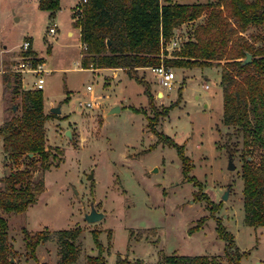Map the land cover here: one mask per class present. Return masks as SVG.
<instances>
[{"label": "rangeland", "instance_id": "rangeland-1", "mask_svg": "<svg viewBox=\"0 0 264 264\" xmlns=\"http://www.w3.org/2000/svg\"><path fill=\"white\" fill-rule=\"evenodd\" d=\"M78 2L59 0V9L50 16L37 0H0V124L13 106L17 112L21 109L19 95L12 92V85L6 87L3 75L11 73L24 39L32 40L36 56L45 63L44 111L60 107L45 122L46 144L56 158L42 170L39 157H34L32 181L42 179L44 190L23 213L0 210L16 251L13 261L58 264L55 238L39 244L34 259L25 246L26 235L78 227L80 251L73 264H85L86 256L95 253L91 231L97 232L104 249L108 245L105 264H113L117 255L138 259L139 264H163V257L172 254H203L228 264L222 253L224 241L215 232L218 220L242 253L239 264H264V226L245 225L242 212L241 164L256 160V154L242 146L235 129L221 122L219 67H170L174 80L169 90L160 87L149 68L138 69L136 75L147 82L151 93L150 108L142 86L122 70L81 67V41L72 19V7ZM202 20L200 16L181 23L173 33L183 42ZM52 22L58 26L53 35L47 33ZM257 32L251 26L243 34L250 38ZM33 80L24 74L27 87L22 88ZM91 95L98 97L97 105L86 107ZM177 96L178 103L172 105ZM170 105L165 114L158 113ZM113 106L118 110L108 112ZM153 120V128L180 145L187 156L185 174L175 148L156 142L149 127ZM228 150L233 169L226 167ZM27 163L25 156L17 160L5 156L0 137V186L4 175ZM90 206L102 213L101 219L86 222ZM199 218L201 225L189 232Z\"/></svg>", "mask_w": 264, "mask_h": 264}, {"label": "trees", "instance_id": "trees-1", "mask_svg": "<svg viewBox=\"0 0 264 264\" xmlns=\"http://www.w3.org/2000/svg\"><path fill=\"white\" fill-rule=\"evenodd\" d=\"M38 7L53 16L59 9V0H38ZM73 10V25L79 30L81 45L85 46L81 48V67L122 70L142 86L150 108L151 93L147 82L136 75L138 69L159 64L178 68L213 64L219 67L221 122L235 129L242 146L256 154V160H245L241 164L243 222L251 227L264 226V0L192 3L180 0H86L77 16ZM200 16L203 20L192 27L188 38L166 56L162 46L173 29ZM251 26L258 28L259 32L248 38L243 32ZM30 52L36 55L34 50ZM245 53L250 55V61L242 63ZM34 62L42 60L36 58ZM3 81L6 87L12 85V92L19 95L21 109L17 112L13 106L12 114L0 124L2 152L13 160L25 156L28 165L11 170L1 179L0 210L18 214L35 203L37 195L44 190L42 179L32 181V172L36 168L34 157H39L42 170L49 169L56 158L45 139V122L56 115L44 111L41 89L22 88L20 74H4ZM178 97L172 105L178 103ZM172 105L158 113L165 114ZM154 121L149 127L156 136V142L175 148L182 164L181 171L185 174L187 156L180 145L153 128ZM227 153L231 156L229 150ZM202 221L203 218H199L189 232L198 229ZM215 232L224 241L222 253L226 262L239 264L242 253L238 254L232 235L218 220L215 221ZM80 234L78 227L39 231L26 235L25 246L31 257L36 259V247L55 238L59 244L58 264H73L79 256ZM91 237L95 253L86 256L85 264H105L103 253L108 245L104 249L95 231H91ZM15 255L8 238V222L0 215V264H16L11 260ZM139 263L138 259L117 255L113 264ZM163 264L223 263L213 262L203 254H172L163 257Z\"/></svg>", "mask_w": 264, "mask_h": 264}, {"label": "built area", "instance_id": "built-area-1", "mask_svg": "<svg viewBox=\"0 0 264 264\" xmlns=\"http://www.w3.org/2000/svg\"><path fill=\"white\" fill-rule=\"evenodd\" d=\"M86 0H80L79 4L76 5L73 9V13L77 16V12L81 10V4L84 3ZM58 29V26L55 22H52L51 25L48 27L47 33L48 34H55ZM182 44L180 35L175 32L169 37L167 41L164 42L162 46V50L167 53V49H178ZM19 48V56L17 62L13 68H11V73L20 74L21 76V83L24 87H27L26 84L23 82L24 74H30L34 80L32 84L28 88L32 89H41L42 84L44 83V78L42 73L46 71L43 68L42 62L35 63L34 60L38 58L36 55L31 54L32 44L31 41L28 39H24L18 46ZM81 48H85L84 45H81ZM166 56H169L166 54ZM150 71L156 76L157 81L160 87L164 90H169L171 88L172 82L174 80V74L171 71L170 67L164 66L163 64H159L156 66L149 67ZM23 75V77H22ZM204 87L206 88L207 85L205 84ZM86 90L91 91V87L86 85ZM97 96L91 95L89 99L86 101V107H92L97 105Z\"/></svg>", "mask_w": 264, "mask_h": 264}, {"label": "water", "instance_id": "water-1", "mask_svg": "<svg viewBox=\"0 0 264 264\" xmlns=\"http://www.w3.org/2000/svg\"><path fill=\"white\" fill-rule=\"evenodd\" d=\"M107 44H108V42H107ZM249 61H250V55L248 53H245V56L242 59V63H247ZM159 94H160V92H158V95ZM117 110H118V107L117 106H113V107L109 108L108 112H114V111H117ZM50 111L52 113H59L60 112V107L59 106L52 107L50 109ZM29 155H31V153H29ZM226 167L228 169H233V167H234L233 166V163L231 161V157H230V154L229 153L227 154V164H226ZM89 176H90V174H89ZM221 198H225V192L223 193V195H222ZM101 218H102V213L95 211L92 206H90L89 211L85 214L86 222H95V221H98ZM11 260L13 261V259H11Z\"/></svg>", "mask_w": 264, "mask_h": 264}, {"label": "crops", "instance_id": "crops-1", "mask_svg": "<svg viewBox=\"0 0 264 264\" xmlns=\"http://www.w3.org/2000/svg\"><path fill=\"white\" fill-rule=\"evenodd\" d=\"M38 1V0H37ZM79 3V2H78ZM77 5V4H76ZM75 5V6H76ZM74 6V7H75ZM74 7H72V9L74 8ZM48 13H49V11H47ZM56 13V12H55ZM54 13V14H55ZM196 19H194V20H192V21H188L187 23H192L193 21H195ZM79 31V30H78ZM67 34L68 35H71L72 34V32L69 30V31H67ZM79 39H80V33H79ZM32 41V40H31ZM80 48H81V45H80ZM36 52V51H35ZM41 58V57H40ZM80 58H81V52H80ZM42 59V58H41ZM44 61H43V59H42V65H43V68H44ZM44 69H46V68H44ZM101 69H103V68H95V69H92V70H94V71H97V70H101ZM109 69H115V68H109Z\"/></svg>", "mask_w": 264, "mask_h": 264}]
</instances>
